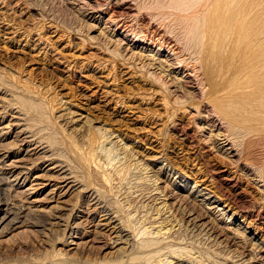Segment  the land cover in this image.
<instances>
[{
  "label": "rangeland",
  "instance_id": "1",
  "mask_svg": "<svg viewBox=\"0 0 264 264\" xmlns=\"http://www.w3.org/2000/svg\"><path fill=\"white\" fill-rule=\"evenodd\" d=\"M84 1L0 0V203L16 217L0 233V264H127L138 252L117 239L104 207L136 230L154 215L176 225L169 251L185 263L264 264V132L216 112L236 95L231 87L264 82V8L255 12L249 67L238 70L237 56L232 76L219 67L216 93L208 85L192 96L168 93L176 89L171 76L136 60L150 51L110 35L107 15L83 17ZM135 1L176 30L179 12L201 0ZM206 110L228 122L237 154L214 148L206 121L217 116ZM12 165L29 167L19 182Z\"/></svg>",
  "mask_w": 264,
  "mask_h": 264
},
{
  "label": "bare ground",
  "instance_id": "2",
  "mask_svg": "<svg viewBox=\"0 0 264 264\" xmlns=\"http://www.w3.org/2000/svg\"><path fill=\"white\" fill-rule=\"evenodd\" d=\"M103 1L104 0H85L84 3L89 8L86 7L87 9L81 13L83 14L82 16L87 18V20H101V18H103L104 15H107L106 23L109 24V28L112 30L109 31L110 35L113 36L115 35V33L116 35L120 33L124 36V38L126 39L128 38L130 42L131 41L133 43L139 42L141 45H143L142 48L144 47V51H150L147 54L140 52L139 53L140 56L136 58V60L137 59L140 60L139 63L142 64L144 68L147 67L149 69L160 71V74L164 73L162 76L166 75L167 78L171 76L169 77V80H172L171 82H173L176 85H172L170 83V86L171 85L175 86L176 89L174 88L175 90L174 89L173 91L170 90L168 93H174L175 95H177L178 93H180V91L181 92L185 91L184 92L185 95L187 93V94H192V96L193 94H197V93L202 94L204 91L208 89L207 88L208 85L210 87L209 89L210 92H213V94L216 93L218 87L217 79L220 76V72L218 71L219 67L221 65L227 67L230 76H232L233 75L232 63L234 65L237 56H238L237 58L238 70L241 69L245 71L243 67L244 64L247 67H249L251 61L250 34L253 27L252 24H254L257 20H259L258 14H256L255 12H258L257 10L259 9V12L261 13V15H263L262 8H264L262 0H256V4L253 3L254 0H201L199 2L197 1L196 4H194L195 3L194 1V3L192 2V4L194 5H191L189 3L191 5L190 8H185L183 9V12L181 13L179 12L180 17L179 14L176 13L178 14L177 16L180 18V22H178L180 23V25L178 23L177 24L179 26L176 24L179 28L173 30L172 29L173 26L171 25L172 30H170L167 29L169 28L167 27V24L166 27H164L165 26L164 24H161V22L159 21L157 22L156 20L157 16L153 17L151 14L150 16L148 15L149 14L148 12L143 11V8L142 9L139 8V5H137L135 0H108V3H104ZM182 1H180V3ZM91 2L92 3L95 2L96 5L98 4L97 9H95L94 6L91 5ZM72 3L75 6L77 5L79 6V2L78 3L72 2ZM181 5L182 4H180V7L177 9V11L182 10ZM79 8H81V6ZM174 9L172 12H175ZM174 16L177 17L176 15ZM134 23L140 26L139 31L133 29ZM241 72L242 71H238V74ZM157 76L158 75L156 74L155 78ZM162 76L159 75V80L162 79V81L161 80L160 81L163 82V84L168 85V81L164 79ZM248 76L249 74L246 76V78H248ZM246 83H248V80ZM231 88L232 89H230V92L236 93V95L233 98H230L227 102H222V105H219L217 107L216 112L225 115V117L228 118L231 123H233L230 125H241L246 127V124L256 123L260 125L258 131L264 132V95H263L264 82L258 81L257 78L256 81L252 84V86L246 89L245 91L241 90L240 87H238V93L235 91L233 87ZM226 96H228V93H226ZM184 104L186 108L192 107L193 105V103L192 104L184 103ZM201 105H204L203 101H200L196 108L198 109ZM206 107H208L209 109V106ZM203 113H206L205 117L211 116L212 114L214 116H217L216 113H211L208 110L204 111ZM220 117L217 116L215 119L212 117V119L206 121V123H208V125L212 128L210 133V137H211L210 139L213 140L212 142L215 144L214 148L215 147L220 149L226 148L225 150L227 151L226 155L227 154L235 155L236 152L234 151L235 150L237 151L239 149V144L232 136L230 130L227 129L225 123L228 122L221 115ZM261 134L264 135V133ZM10 168H11L10 169L11 175L13 173L14 174L16 173L14 179L17 182H19V180L22 179V176H24L25 174L24 168L29 169V167H24L20 165H12ZM59 170H61L62 173L64 174L63 175L64 178L70 177V176L67 177V175H69V171H67V168L65 169L64 167H61L59 168ZM1 191L4 192V190ZM90 195L91 197H93L96 204L100 206L102 205L103 202L100 199V197L97 196V194L93 195L90 193ZM213 204H217V203L213 201ZM17 205L18 204H16V207ZM214 208H217L218 211H220V215L222 216L225 215L226 212L223 211V209L222 210L219 209L217 205ZM103 211L105 218L106 220H108L110 225L114 224L113 225L114 232L119 237L117 239H122L123 242L127 243V247L129 249L136 248V251L138 252L133 257V259L128 260L127 264H168L170 263L169 262L170 260L167 261L166 259L168 258V256H174L177 258L176 260L177 262L175 264H181V263L200 264L198 263V261H196V259L194 260V258L192 261L186 259V263H185L184 257L176 256L173 254V252L169 251V249L172 247V245L169 243V238L176 232L175 229L176 225L175 226L173 224L164 225L162 221H159L158 215L152 216L151 221L147 225L143 226L141 230H136L131 228V226H129L128 224L124 223L123 220L119 217V215L114 211L105 207ZM170 212L171 211L169 210V213ZM15 218L13 219V211L11 207H9V204L6 201L4 203L1 202L0 203V233L4 232L9 225L15 223L16 222L14 221ZM190 220L192 219H189V221ZM24 224L26 225V223ZM174 236L175 235H173V238L176 237ZM120 243L122 242L120 241ZM117 246L118 245H116V247ZM121 250L123 249L121 246H119L116 248L115 252L119 253ZM138 250H142V251L139 252ZM54 262L55 261H51L52 264H56V262L55 263ZM118 262L121 261L117 260L116 262H112L111 264H120ZM121 263L124 264V262Z\"/></svg>",
  "mask_w": 264,
  "mask_h": 264
}]
</instances>
